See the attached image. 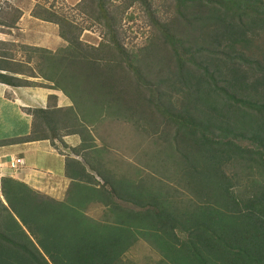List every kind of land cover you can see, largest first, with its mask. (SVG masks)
Returning <instances> with one entry per match:
<instances>
[{"label":"trees","instance_id":"trees-1","mask_svg":"<svg viewBox=\"0 0 264 264\" xmlns=\"http://www.w3.org/2000/svg\"><path fill=\"white\" fill-rule=\"evenodd\" d=\"M84 1L104 30L96 46L48 8L32 16L55 23L65 45H23L28 57L15 61L0 43L1 84L71 102L58 108L51 96L53 105L26 109L29 134L0 146L66 147L63 137L77 135L70 151L83 158L65 160L61 201L0 177V264H125L140 240L153 264H264V0ZM134 4L153 30L128 48L118 23ZM124 125L150 146L130 150L150 173L116 170L122 156L110 152L128 147V134L97 146Z\"/></svg>","mask_w":264,"mask_h":264},{"label":"rangeland","instance_id":"rangeland-1","mask_svg":"<svg viewBox=\"0 0 264 264\" xmlns=\"http://www.w3.org/2000/svg\"><path fill=\"white\" fill-rule=\"evenodd\" d=\"M159 1V0H157ZM115 4H120V1L113 0ZM40 10L41 8H48L50 10L58 12V15L65 17L71 22L75 23L81 30L79 35V40H81L86 45L96 46L101 40L104 30L102 26L96 23L92 18L93 11L89 9V4L84 0H0V20H9L18 17L14 26L12 28L2 26L0 24V43H6L5 50L7 54L11 55L15 61H24L27 59L28 54L22 50V46H38L42 48H47L50 50H56L57 48L65 45L63 39L58 35V26L52 22H46L39 20L32 16L34 9ZM121 27V34L125 37L124 44L128 48H136L141 46L146 42L148 36L152 33V26L149 25V19L146 16L145 9L142 5L134 4L129 7L126 13L123 15V19L119 21L118 28ZM0 44V49H1ZM35 80V79H30ZM12 110V112H11ZM25 112L24 110H22ZM123 127V126H122ZM116 126L114 131H110L112 136H106L104 138L105 143H102L100 138L97 136L98 141L96 144L98 147L105 146L118 147V145L128 142L126 137L128 134L129 143L128 147L113 149V157L122 156L118 162L119 171L122 168V174L127 176L125 170L131 168L132 170L138 166L144 165L137 160V155L135 154L137 150L130 153L131 146H135L138 142L132 138L130 134H136L133 128L129 125H124V128ZM26 129H29V120L23 114L17 112L15 107L11 106L9 103L7 106L0 104V142H10L9 139L13 138L17 133ZM122 138V139H121ZM140 143V142H139ZM128 144V143H127ZM141 148H149L148 144H138ZM132 147V148H133ZM57 152L61 155L60 148ZM149 150H152L150 148ZM26 160V165L29 167H34L36 169H47L51 168L56 172L64 170V162L62 160H48L45 156L40 153L38 146H34L21 155ZM17 157H10L3 159L2 162L9 163L11 167V161L16 160ZM67 158L78 159L83 162L81 156H76L70 152V156ZM106 159V157H103ZM113 159V158H112ZM20 166L23 165L24 161L20 158ZM64 160V161H65ZM123 161L127 162L124 163ZM0 162V166L3 164ZM115 164L114 166H116ZM128 166V167H127ZM13 170V169H12ZM2 172V169H0ZM143 172H149L150 170L146 167ZM132 174L133 171H131ZM131 174V175H132ZM12 178V177H11ZM26 184V183H25ZM31 185V183H29ZM27 185V184H26ZM27 185L32 190L46 195L47 190L43 188L41 192L37 191L35 188ZM46 193V194H45ZM48 196V195H47ZM1 199L3 197L0 195ZM51 198V197H50ZM63 200V199H62ZM59 201V200H57ZM61 201V200H60ZM88 215L94 219H99L101 217V209L98 207H90L88 210ZM159 259L158 255L142 240L138 241L128 253H126L122 262L125 264H153Z\"/></svg>","mask_w":264,"mask_h":264},{"label":"crops","instance_id":"crops-1","mask_svg":"<svg viewBox=\"0 0 264 264\" xmlns=\"http://www.w3.org/2000/svg\"><path fill=\"white\" fill-rule=\"evenodd\" d=\"M34 81L39 82L37 79ZM51 96L55 97L56 106L58 108L71 105L69 99L65 97L60 91L52 90L48 87H11L0 83V104L7 106L9 103L11 106L15 107L17 112L27 117L29 120V129L32 127V118L26 114V109H44L47 105H53V100L49 99ZM29 132L30 130L27 132V130L24 129L9 140L26 137ZM62 141L66 147H63L57 141H54L53 145L48 140L0 146V162H2L3 159L7 157H19L24 161L21 167L14 170L11 169L9 163L2 162L3 164L0 166V169H2V172H0V177H12L13 179L26 183L27 185H30L29 183H31L30 186L39 192L45 188L47 190V194H45L55 200L60 201L64 199L66 190L70 184V180L65 177V170L53 172V170L49 167L44 170L29 167L26 165V160L21 156L27 151V149L37 145L40 153L48 160L57 161L60 159L65 165V158L70 156V150L72 148H75L80 144V138L77 135H71L63 137ZM58 147L60 148L61 153L65 155H61L57 152L58 149L55 148Z\"/></svg>","mask_w":264,"mask_h":264},{"label":"built area","instance_id":"built-area-1","mask_svg":"<svg viewBox=\"0 0 264 264\" xmlns=\"http://www.w3.org/2000/svg\"><path fill=\"white\" fill-rule=\"evenodd\" d=\"M16 160L11 161V168L16 169L17 166L21 163V160L19 158H15Z\"/></svg>","mask_w":264,"mask_h":264},{"label":"clouds","instance_id":"clouds-1","mask_svg":"<svg viewBox=\"0 0 264 264\" xmlns=\"http://www.w3.org/2000/svg\"><path fill=\"white\" fill-rule=\"evenodd\" d=\"M17 158H19V157H17ZM19 159H20V158H19ZM19 167H21V166H20V165H18V166H17V168H19ZM11 169H12V168H11ZM13 170H14V169H13Z\"/></svg>","mask_w":264,"mask_h":264}]
</instances>
